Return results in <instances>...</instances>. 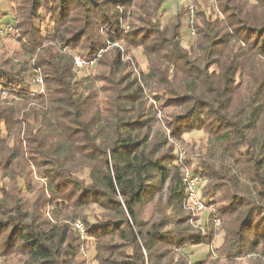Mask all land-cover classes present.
<instances>
[{"label":"clouds","instance_id":"obj_1","mask_svg":"<svg viewBox=\"0 0 264 264\" xmlns=\"http://www.w3.org/2000/svg\"><path fill=\"white\" fill-rule=\"evenodd\" d=\"M157 5L0 0V67L13 77L6 85L0 76V113L14 110L15 121L6 130L0 115V185L8 188V195L0 192V220L11 218L0 233L3 264H39L28 254L32 240L60 248L53 259L74 264L71 254L64 256L69 243L103 246L111 236L93 237L117 228L136 264H158L147 235L131 240L134 231L150 230L199 232L205 241L215 236L207 250L218 264H237L238 253L249 264H264V243L253 248L264 237V208L254 207L264 205L258 196L264 192V0H211L205 5L211 16L201 17L199 28L195 0H179L192 10L180 17ZM114 58L123 60L119 71ZM100 61L106 79L96 78ZM125 73L128 89L117 83ZM162 170L170 191L180 180L193 194L196 207L182 225L176 221L188 206L153 197ZM194 170L204 177L196 187L189 181ZM145 210L148 228H138L148 219ZM111 218L124 224L104 223ZM159 221L163 227L153 229ZM65 222L69 240L61 246ZM50 231L55 238L45 239ZM174 252L183 258V251Z\"/></svg>","mask_w":264,"mask_h":264},{"label":"trees","instance_id":"obj_2","mask_svg":"<svg viewBox=\"0 0 264 264\" xmlns=\"http://www.w3.org/2000/svg\"><path fill=\"white\" fill-rule=\"evenodd\" d=\"M165 0H158V5H157V10L159 12H161V8L162 5L164 4ZM194 16L196 17V19L198 21H200L201 17H204L205 19H207L208 17L211 16V13L209 14H205L203 11H195L194 12ZM179 17V16H178ZM203 23V21H200V23H198L196 26L199 28L201 27V24ZM176 28L179 27V25L175 26ZM186 51L188 49H185ZM120 56V53L117 52L116 53V57L118 58ZM114 58L112 60V67L115 69V71H119L121 65L123 64V60ZM9 64V61L6 63H4L5 66H7ZM106 65V61H100L99 63V69L101 71H98L96 73V78L97 79H106L107 77H105L103 75V69ZM211 71V69H209ZM0 76L5 77L6 78V85L13 83V77L10 75L9 71L7 70L6 67H0ZM130 77V73H125L123 76L120 77L119 81H117V83H122L124 84V88L128 89L129 88V84L131 83V81L129 80ZM127 81V83H125ZM260 87L264 88V81H261L260 83ZM127 95L128 96H133L135 95V93L131 92V91H127ZM139 97H137L138 99ZM117 99H119V97H117ZM181 105L176 104V105H170V107H180ZM14 111V110H12ZM12 111H8L7 115H4V113H0V115H4V119H5V123L6 125H8V129L6 130H10L11 127L14 126L15 121L12 119ZM259 117H257L258 119ZM40 117H35L34 120H39ZM32 122H34L33 120H30L29 123L31 124ZM126 123L129 124H137V121L133 120V121H128ZM140 127H143V124H140ZM135 130V129H133ZM145 141L147 140V137L144 138ZM140 142L137 141L135 142V147L132 148V151H135L136 147H139ZM158 150V149H157ZM132 151H129L126 153L127 156H131L132 155ZM177 151V149L173 146L172 147V154H175V152ZM17 154L13 153V157H15ZM165 155H168V153H165ZM29 159H33L32 157H29ZM14 160L12 158H10L8 161L5 162V169L10 168L13 164ZM128 169L129 171H133L135 170L132 165H131V161L128 164ZM83 172L85 174H87L88 169L87 167H85L83 169ZM194 175H197L199 177V179H201L202 181L204 180V177L200 176L198 171H193ZM161 176H162V182L159 186L158 189H156V191L153 192V197H155L156 195L160 196L161 201L165 202V203H170L171 201L175 200L181 207L185 206V198H186V190L185 187H179V185L181 183H183L182 181L178 180L177 181V185L178 187L175 190L170 191L169 190V173L166 170H162L161 172ZM118 179H123V177H118ZM27 187H29V185H26ZM96 191H100V189H96ZM136 191L138 192H142L143 189H137ZM0 192L4 193L5 195H8V190L5 189L4 187H0ZM236 195H239V193H237ZM258 196L260 199H264V192L258 193ZM241 200L246 199L245 197H240ZM38 200V197H37ZM117 204L119 203V201H115ZM57 204L59 205V202H57ZM0 207H2V205H0ZM19 207V206H17ZM255 208H264V205L261 204H255L254 205ZM9 211H11V209H8ZM105 212L109 213L112 216H116L118 217L119 213L116 212L114 209H105ZM249 213L252 212V209L248 210ZM146 216H148V219H143L140 220L137 224L138 228H148L149 225V221L151 220V216L148 214L147 210H145L144 213ZM24 216H27L26 213L23 214ZM62 215V213H61ZM129 216H133L134 218V213L129 210L128 213ZM211 215V214H209ZM188 216H191V212L189 211L187 216H181L177 219V224L182 225L184 223V221L187 219ZM54 218H58V217H54ZM246 221L250 224L251 221L248 220V218L246 217ZM11 222V218L8 221H2L0 220V233H3L7 230L8 224ZM48 223H51V221H48ZM104 223L106 224H114V225H120L122 226L124 224V221L122 219H118V218H111V219H105ZM14 231L15 229L19 228V225H14ZM55 227V226H54ZM163 227V222L159 221V222H153L152 224V228L156 229V228H162ZM22 231V229H21ZM69 226L68 223L65 222L63 224V228L62 231L60 233V239H59V244L61 246H64V241L69 240ZM117 232H119V236H117ZM139 234H144L148 236V241H147V245L150 248L153 249H157V251L155 252V259L157 260L158 264H190L189 262V255L190 250L194 248V246L196 245H201V244H210L212 241V237L205 241L203 239H201V234L199 232H186L181 234V232H177V233H172L171 231H155V230H150L144 233H138V232H133L131 234V240L132 241H136L137 236ZM11 235V233L9 234ZM109 236L112 237V242L104 244L103 246H96V256L95 259L98 261L99 264H136V261L132 259L133 253H129L127 251H123V249L126 247V243H125V237H124V233L123 231H121L119 228L114 229L112 231H105L103 233L102 236L100 237H93L94 239L96 238H100V239H107ZM55 238V232L54 231H50L48 236L45 237V239H54ZM29 243H31L33 245V247L29 250V253L31 256L35 257L38 259L39 264H65L64 260H60L57 261L55 259H53V257H59L61 255V250L60 248H56L55 250L47 245V244H38L35 240L29 241ZM83 243V242H81ZM261 243H264V237L257 239L256 242L253 245V248H258L260 246ZM80 246L76 245L73 246L71 243H69L66 247H65V251H64V256H68L69 254H71L72 259L74 261V264H82V261L79 262L77 261V255L80 254ZM162 249V251H161ZM174 250L177 251H183L184 256L183 258H181L179 255L176 254V252H174ZM244 253H238L236 255V258L242 257L244 256ZM210 256L206 255V260L199 262V263H194V264H218L217 260H209ZM249 263V261H248Z\"/></svg>","mask_w":264,"mask_h":264},{"label":"rangeland","instance_id":"obj_3","mask_svg":"<svg viewBox=\"0 0 264 264\" xmlns=\"http://www.w3.org/2000/svg\"><path fill=\"white\" fill-rule=\"evenodd\" d=\"M211 0H195V3H197L198 5H200V7L197 9L198 11H203L205 14H209L212 12V10L210 8H206L205 5L210 4ZM172 6H175L174 8ZM196 10V12H197ZM169 11H173L175 13V15L178 17L182 16L185 13H188V9L186 8H181L179 6V0H165L164 4L162 5L161 8V13H168ZM183 46V45H182ZM9 60H4L3 64L6 62H8ZM10 62V61H9ZM195 171V170H194ZM199 182H203L201 179ZM29 185V187H27L29 190L33 189V185L31 184V182L26 181V185ZM0 187H4L5 189L8 190L7 187L0 185ZM210 214V213H209ZM196 221L197 223H205V221H203L201 219V215H197L196 216ZM69 229H70V224L68 223ZM217 236L220 235L219 233L216 234ZM216 237L213 236L212 237V241L215 239ZM211 241V243H212ZM84 243V242H83ZM210 243V244H211ZM210 244H201V245H196L194 246V248L189 249L190 250V255H189V262L190 264H194V263H199L202 262L203 260H206V255L210 256L209 260H213L212 258V253L209 252L207 249L209 247ZM96 247H81L80 248V254L77 255V261L81 262L82 264H99L98 261L95 259L96 256ZM237 260V264H249L248 260L246 259V256H242L239 258H236ZM0 264H3L2 261H0Z\"/></svg>","mask_w":264,"mask_h":264},{"label":"built area","instance_id":"obj_4","mask_svg":"<svg viewBox=\"0 0 264 264\" xmlns=\"http://www.w3.org/2000/svg\"><path fill=\"white\" fill-rule=\"evenodd\" d=\"M188 12H192V10L188 9ZM193 15H194V13H193ZM189 181L191 182V185L193 187H196L197 184L199 183L200 179L197 175H194L192 173L191 176L189 177ZM185 190H186L185 206H188L189 211L192 214V210H194L196 207V205L194 203V197H193L191 190L187 186H185Z\"/></svg>","mask_w":264,"mask_h":264}]
</instances>
